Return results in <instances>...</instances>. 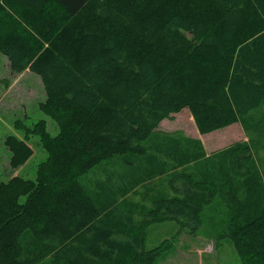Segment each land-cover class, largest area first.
<instances>
[{
	"label": "trees",
	"instance_id": "16d2710c",
	"mask_svg": "<svg viewBox=\"0 0 264 264\" xmlns=\"http://www.w3.org/2000/svg\"><path fill=\"white\" fill-rule=\"evenodd\" d=\"M0 53L12 74L40 77L38 109L57 129L17 121L22 136L5 139L12 169L32 156L30 135L47 158L34 179L0 183V264H157L174 242L146 249L147 228L194 235L215 203L240 263L264 264L262 148L251 153L248 138L217 153L222 179L174 172L170 196L138 222L116 201L101 210L79 180L144 154L142 141L184 108L200 134L239 122L264 143V0H0Z\"/></svg>",
	"mask_w": 264,
	"mask_h": 264
},
{
	"label": "rangeland",
	"instance_id": "374dc122",
	"mask_svg": "<svg viewBox=\"0 0 264 264\" xmlns=\"http://www.w3.org/2000/svg\"><path fill=\"white\" fill-rule=\"evenodd\" d=\"M40 81V77L33 71L12 74L7 58L0 53V183L7 182L12 175L34 179L38 165L47 158L38 136L30 135L32 156L18 169H12L8 163L10 152L5 146V139L8 136H22L21 130L15 126L14 122L17 121L27 127H33L37 121L46 120L51 135L56 134L57 129L53 121L38 109L39 104L45 99V91ZM180 124L182 125L181 119L171 115L142 141L141 144L146 149L144 154L117 155L81 176L80 183L94 204L103 210L109 207L111 202L113 205L115 200V204L121 205L123 209H132V216L135 222H138L147 209L151 208L154 199L168 195V191L171 190L169 182L173 180L176 172H180L179 168L186 167L185 171L191 172L195 179L200 178L202 173L206 174V178L220 175L222 179L228 170L227 161L223 159L225 155L217 154L220 151L207 147L208 155L204 156L200 149H195V157L189 162L180 161L175 157V149L184 142ZM245 137L246 141L247 138L250 140L251 153L257 152L258 147L262 148L263 160L257 163L261 170V167H264V143L260 142L258 135L253 131L246 132ZM241 138L242 136L236 138L234 142L229 140L226 145L229 147L239 142ZM127 158L131 160V165L128 164L125 168L124 161ZM175 169L177 171L173 173ZM178 180L179 178H175L172 183ZM121 181L123 183L127 181L126 184L131 182L135 188L131 194L122 198L119 191L128 185L118 187V184H122ZM103 199L112 201L108 203ZM227 219L225 207L215 203L205 210L203 225L194 235L185 229L177 234L179 226L173 222L152 224L147 228L145 236L146 249L154 248L162 241L171 239L174 242L171 251L157 264H241L230 240L220 238L221 233L227 231Z\"/></svg>",
	"mask_w": 264,
	"mask_h": 264
},
{
	"label": "crops",
	"instance_id": "0c3cea01",
	"mask_svg": "<svg viewBox=\"0 0 264 264\" xmlns=\"http://www.w3.org/2000/svg\"><path fill=\"white\" fill-rule=\"evenodd\" d=\"M172 115L178 116V118H180L181 122H182V125L180 124L182 126L180 129L183 130L184 142H182V144L180 143V146H178V148H176L175 152H174V154L176 155L175 157H178L180 161L189 162L190 160L194 159L195 149H200L202 155L205 156V155H208L207 147H209V149H211V150L221 151L224 149V147L225 148L228 147L227 143L229 142V140H232L234 142V140L236 138L242 136V138L238 141L239 142L246 141L245 133L243 132L242 126L239 122L234 123L230 126L224 127L222 129L207 133V134H200L197 131V129H195L196 125L194 123V120L192 118L190 111L187 108L182 109L180 111V113H176V114H172ZM189 119H191L193 121H190ZM166 120L167 119L162 120L161 123L165 122ZM187 134L190 135V137ZM213 147H214V149H213ZM124 163H125L124 165L126 168V166L128 164L131 165V160H129L127 158V159H125ZM185 168L182 167V168H179V170L185 171ZM176 171L177 170L175 169L174 172H176ZM12 176H14V175H12ZM126 182L127 181H125L123 183L121 181L122 184L117 185L118 187L128 185V186H125L124 190L119 191L120 197H122L123 195L126 196L129 193L131 194L133 192V189H135V188H133L134 184H132L131 182H130V184H126ZM81 186H83V185H81ZM170 192L168 191L169 196H170ZM103 200L108 201V203L110 201H112V199H103ZM113 201L115 203V200H113ZM111 204H112V202H111Z\"/></svg>",
	"mask_w": 264,
	"mask_h": 264
}]
</instances>
